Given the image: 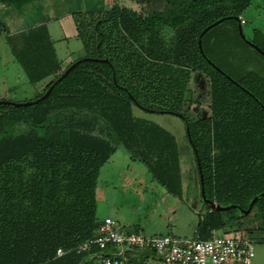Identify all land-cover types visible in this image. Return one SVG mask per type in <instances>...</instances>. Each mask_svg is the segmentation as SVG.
Listing matches in <instances>:
<instances>
[{
	"label": "trees",
	"instance_id": "obj_1",
	"mask_svg": "<svg viewBox=\"0 0 264 264\" xmlns=\"http://www.w3.org/2000/svg\"><path fill=\"white\" fill-rule=\"evenodd\" d=\"M132 1L145 5L148 14L142 17L114 2L102 13L76 15L84 58L97 61L78 63L38 104L0 105V264H96L91 256L99 253L97 247L77 250L96 235L101 221L96 216L97 181L101 167L118 147L142 163L168 194L181 197L175 138L137 118L133 106L181 115L189 127L200 197L193 146L206 199L246 210L254 197L264 193V81L251 78L246 85L238 82V87L209 65L198 48L201 31L220 19L230 20L238 32L248 2ZM211 29L201 40L208 60L204 45L209 46ZM164 31L180 35L176 47L169 44L175 54L147 44L146 35ZM20 37L19 45L14 38L7 39L29 82L36 84L55 74L36 100L81 58L60 70L44 26ZM196 72L208 78L210 113L191 122L181 107L189 103L187 84ZM206 151L214 154L210 161ZM201 204L204 210L197 213L195 232L200 240L224 230L242 232L249 241L256 236L264 245V196L252 207L257 206L258 215L253 225L247 219L250 213L236 216V209L212 211L202 199ZM58 249L65 254L57 257Z\"/></svg>",
	"mask_w": 264,
	"mask_h": 264
},
{
	"label": "rangeland",
	"instance_id": "obj_2",
	"mask_svg": "<svg viewBox=\"0 0 264 264\" xmlns=\"http://www.w3.org/2000/svg\"><path fill=\"white\" fill-rule=\"evenodd\" d=\"M112 1L116 2L121 9L132 10L142 17L149 12L145 5L137 4L132 0ZM227 1L229 3L248 2L242 14V19L245 21L241 25L243 35L247 40H254L264 48V0ZM231 25L230 20H226L207 33L209 46L205 43L204 48L208 57L237 84L243 82L246 85L251 78L264 81V57L243 41ZM179 37L176 31H164L157 32L155 37L146 35L145 39L147 44L157 45L175 54V49L169 47V44L176 47ZM66 46L68 52H75L73 59L85 57L79 39L68 40ZM172 62L175 64L174 60ZM198 75V72L191 74L186 90L189 103L181 107L191 122L206 117L210 113L208 78ZM26 91L31 94L30 89ZM133 113L137 118L159 126L181 145L180 152L183 155L181 197L168 194L150 177L142 163L131 160L124 149L118 147L101 167L99 173L96 187V216L99 220L110 217L122 233H138L146 237L168 235L177 238H193L198 224L197 213L204 208L199 194L195 161L186 136V124L180 116L172 113L150 112L137 106H133ZM199 141L202 143L203 139L200 137ZM213 155L210 151L205 153L209 161ZM208 168L211 169V165ZM256 210L257 206L247 215L251 225L255 224L258 218ZM234 215L240 216V212L234 210ZM227 232L219 230L214 232V235L228 236ZM253 238L250 239L254 244L253 264H264V245Z\"/></svg>",
	"mask_w": 264,
	"mask_h": 264
},
{
	"label": "crops",
	"instance_id": "obj_3",
	"mask_svg": "<svg viewBox=\"0 0 264 264\" xmlns=\"http://www.w3.org/2000/svg\"><path fill=\"white\" fill-rule=\"evenodd\" d=\"M112 2L114 3L112 0H0V100L25 102L35 99L37 93H40L55 76L52 74L39 83L31 84L12 53L8 37L14 38L19 45L22 41L20 35L44 26L54 51L55 61L60 70H63L76 60L72 58L75 52H68L66 46L68 40L79 39L76 15L102 13L111 7ZM26 89H30L31 94ZM177 145L182 166L183 155L180 152L182 148L179 143ZM126 255L141 264H158L153 255L141 254L133 257L131 252H127Z\"/></svg>",
	"mask_w": 264,
	"mask_h": 264
},
{
	"label": "built area",
	"instance_id": "obj_4",
	"mask_svg": "<svg viewBox=\"0 0 264 264\" xmlns=\"http://www.w3.org/2000/svg\"><path fill=\"white\" fill-rule=\"evenodd\" d=\"M240 23L245 21L240 17ZM92 246L99 253L92 255L96 264H133L126 255H153L158 264H253L254 244L242 233L215 236L207 240L177 238L168 235L146 237L138 233H122L110 217L102 219L96 235L78 247V252L89 251ZM65 252L58 249L57 257Z\"/></svg>",
	"mask_w": 264,
	"mask_h": 264
},
{
	"label": "water",
	"instance_id": "obj_5",
	"mask_svg": "<svg viewBox=\"0 0 264 264\" xmlns=\"http://www.w3.org/2000/svg\"><path fill=\"white\" fill-rule=\"evenodd\" d=\"M230 19H234V20H238L237 17H228ZM224 19H220L212 24H210L209 26H207L206 28H204L201 33L199 34V37H198V48H199V51H200V54L202 55L203 58H205V60L207 61V63L209 65H211L213 68L216 69V71H218L219 73H221L223 76H225L229 81H231L233 84H235L236 86L240 87L239 84H237L236 82H234V80H232L229 76H227L220 68H218L217 66H215L210 60H208L202 50V46H201V40L203 38V35L211 28H213L214 26H216L218 23H221ZM238 33L240 35V37L242 38L243 41H245L248 45H250L252 48H254L260 55H262L264 57V51H262L258 46H256L255 44H253L251 41L247 40L244 35H243V32H242V28H241V25H238ZM86 60H92V61H97L96 59H90V58H82L74 63H72L70 65V67L47 89V91L41 96L39 97L38 99L36 100H33V101H26V102H19V103H16V102H13V101H9V100H0V105H8V106H14V107H21V106H29V105H32V104H38L40 103L41 101L45 100L51 90L53 89V86L55 84H57L60 80H62L70 70H72L78 63L82 62V61H86ZM104 62H107L106 60H104ZM178 116H181V115H178ZM186 133H187V137L189 139V141L191 142V139H190V136H189V127L188 125H186ZM193 150H194V153H195V156H196V160H197V167H198V173H199V180H200V185H201V199H202V202L209 205L210 209L212 211H228V210H231V209H236V210H239L241 214L243 215H246L248 213H250L254 203L257 201V199L260 197V196H264V193L254 197L246 210L244 209H241L239 206H227V207H224V206H220L218 204H216L215 202L213 201H210L208 199L205 198V195H204V190H203V176H202V172H201V166H200V162H199V159H198V154L196 152V149L195 147L193 146Z\"/></svg>",
	"mask_w": 264,
	"mask_h": 264
}]
</instances>
